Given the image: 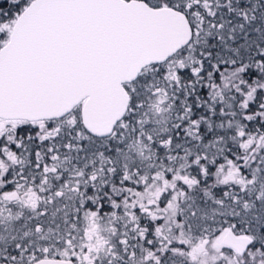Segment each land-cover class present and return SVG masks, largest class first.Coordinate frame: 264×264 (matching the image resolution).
<instances>
[{"label": "snow or ice", "instance_id": "snow-or-ice-1", "mask_svg": "<svg viewBox=\"0 0 264 264\" xmlns=\"http://www.w3.org/2000/svg\"><path fill=\"white\" fill-rule=\"evenodd\" d=\"M0 264H264V0H0Z\"/></svg>", "mask_w": 264, "mask_h": 264}]
</instances>
